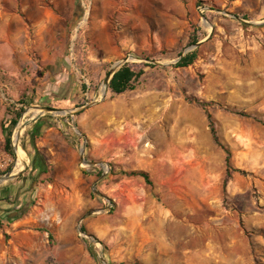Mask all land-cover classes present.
Wrapping results in <instances>:
<instances>
[{
    "label": "rangeland",
    "instance_id": "374dc122",
    "mask_svg": "<svg viewBox=\"0 0 264 264\" xmlns=\"http://www.w3.org/2000/svg\"><path fill=\"white\" fill-rule=\"evenodd\" d=\"M193 27L198 58L175 67ZM124 63L148 65L136 89L113 94L105 80ZM23 96L33 103L12 157L1 121ZM207 115L244 174L224 181ZM255 118L264 0H0V264H264Z\"/></svg>",
    "mask_w": 264,
    "mask_h": 264
},
{
    "label": "trees",
    "instance_id": "16d2710c",
    "mask_svg": "<svg viewBox=\"0 0 264 264\" xmlns=\"http://www.w3.org/2000/svg\"><path fill=\"white\" fill-rule=\"evenodd\" d=\"M203 33L201 32V29L199 27H193V29L189 32L188 35V45H198L199 41L202 39ZM199 55V45L186 52L184 55H182L179 60L176 62L175 67L178 68H187L189 66H191L192 64L195 63V61L197 60ZM148 64H130V63H124L122 64L119 68H117L115 70V72L112 74L109 82H108V89L111 93L113 94H123L126 93L128 91H133L134 89H136L137 85L139 84V81L141 79V77L144 75L145 73V67ZM78 68L80 70H82V65L78 64ZM82 89L85 90L86 89V85L82 84L81 85ZM32 102V98L28 97V96H23L22 98H20L18 101L10 103L9 105L6 106L5 108V113H6V117L2 119L1 121V130L4 133V149L5 152L10 155V156H14V152L12 149V141H11V136H12V129L17 125L20 117L22 116V113L24 112V108L26 106L31 105ZM198 104L200 106L205 107L207 105V103L204 102H198ZM20 105V106H18ZM237 114L241 115V116H247V114L243 113V112H236ZM67 118H70L67 116ZM207 119H208V127H209V131L211 134V137L214 141V143L219 146L224 154H225V177H224V181L228 180L229 178L232 177V174L234 172H239L241 174H244L245 172L243 170H239V169H235L232 166V162H231V151L229 149V147L222 143V141L220 140L217 130L215 128V125L213 123V120L211 118L210 115H207ZM256 121H258L259 123H261L264 126V121L261 118H255ZM39 129H40V125L38 122L34 123L31 130H28V132H26V135H28L30 137L32 146L35 149V139L38 138L39 136ZM16 147L18 148V145L15 143ZM25 148V146H24ZM26 149V148H25ZM16 154H17V150H16ZM37 157H39V154L37 153L36 155ZM31 167L32 168H37L38 167V171L43 173L45 172V163L39 164L37 166V162H35V160L33 159L32 163H31ZM11 169V166H8L6 168L7 171H9ZM115 170H113V168H110V172H114ZM102 173L101 171L98 172V174ZM119 173L122 175H125L127 177H140L144 180V182L146 184H148L149 186H153V182L151 180L150 174L145 171V170H130V171H126V170H119ZM0 225H2V219H0ZM82 231H85V229L81 226ZM38 231H43L46 232L48 234L49 239H52V234L47 230V228H38ZM86 245L88 250L90 251L91 255L94 257V254L92 252V247H93V242L89 241V240H85ZM130 264H140L138 262H133Z\"/></svg>",
    "mask_w": 264,
    "mask_h": 264
},
{
    "label": "bare ground",
    "instance_id": "6f19581e",
    "mask_svg": "<svg viewBox=\"0 0 264 264\" xmlns=\"http://www.w3.org/2000/svg\"><path fill=\"white\" fill-rule=\"evenodd\" d=\"M127 1V0H126ZM23 122L20 123V125L18 126L17 128V131L15 132L14 134V139H18L19 138V135L21 134L22 130H23ZM22 152V151H21ZM23 153V152H22ZM23 156V155H22ZM21 162L23 163V159L21 160ZM17 170H14L13 173H16ZM11 176V175H10Z\"/></svg>",
    "mask_w": 264,
    "mask_h": 264
},
{
    "label": "water",
    "instance_id": "95a60500",
    "mask_svg": "<svg viewBox=\"0 0 264 264\" xmlns=\"http://www.w3.org/2000/svg\"><path fill=\"white\" fill-rule=\"evenodd\" d=\"M197 46V44L196 45H194L193 46V48H195ZM119 68V67H118ZM116 70V69H115ZM115 70L114 71H112L111 72V74L106 78V82L108 83L109 82V80H110V78H111V76H112V74L115 72ZM45 110H47V111H53L54 109H51V108H45ZM80 230H81V228H80Z\"/></svg>",
    "mask_w": 264,
    "mask_h": 264
}]
</instances>
